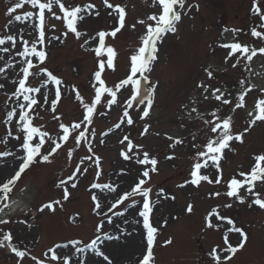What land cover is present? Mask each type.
<instances>
[{"label": "rangeland", "instance_id": "1", "mask_svg": "<svg viewBox=\"0 0 264 264\" xmlns=\"http://www.w3.org/2000/svg\"><path fill=\"white\" fill-rule=\"evenodd\" d=\"M13 0H0V37L8 34L17 35V46L8 53L2 51L3 47H10V42L0 46V68L5 71L0 73V139L6 135L7 125L6 112L17 107L15 98L11 96L18 80L20 57L16 51L21 49L19 35L30 39L35 35L32 31L34 21L15 22L6 27L11 18L7 8L12 5ZM74 4L84 6L93 3L96 8L92 14L87 16L83 22L78 24V30L86 35L77 40L73 34L64 38L61 33L66 30L61 20L55 17H47V37L61 35L64 41L61 43L52 40L46 46L47 60L45 65L54 75L64 81L65 90L62 92L61 100L57 106V115L61 116L63 123L78 122L83 111L79 102L75 99L72 87L75 86L85 101H90L94 96L92 88L93 73L97 67V59L93 52L86 50L94 47L95 40L81 48L85 39H90L100 30L111 31L115 21L108 15L110 11L103 6V0H73ZM112 3L126 4L127 16L126 27L117 34L115 38L108 37L106 42L112 45L117 56L115 58V70L106 69L103 74L108 86H113L119 80L126 77L129 67V57L139 46V37L144 33L143 26L137 24L135 29L131 25L138 19L146 17L157 11L151 6V0H110ZM253 0H185V9L182 18L176 24L177 31L168 33L158 43V59L152 64L150 79L157 84L154 95V102L149 117L140 119L143 105L137 107L133 101V107L129 108L127 99L130 98V88L122 89L118 94V101L109 107L104 99L103 106H98L97 115L91 127L95 128L97 136L90 137L95 155L101 158L102 174L99 179L96 177L97 169L92 161H87L81 167H87L88 171L79 175L75 189L69 188L70 197L63 200L62 188L57 187L61 179L67 177L74 171L79 160L87 155V145L76 148L72 160L67 158V151L72 148L73 141L70 139L64 147L50 158V163H36L22 174L21 179L10 194V201L19 194H24L29 201L28 210L16 214L7 224L0 225V239L2 233L11 232L13 246L20 250L28 249L31 255L43 258V253L55 244H66L69 240H79L90 243L96 235H100L97 247L100 248L110 259L111 264H139L146 252V229L143 227V218L138 215L142 205L129 208L121 217L113 216V222H105L102 233H95V227L100 221L93 212V201L91 195L99 196L104 210L114 202L117 193L109 192L108 189H92L93 183L112 184L118 186V193L122 194L138 180L144 166L138 165L135 159L126 161L120 151L125 147L119 141L124 136H129L134 144L144 145V149L150 155L158 158L157 171L150 173V182L147 186L152 188L151 200L153 212L150 215V222L158 229L154 241V264H214L209 253L214 247H224L223 234L230 225L221 221L217 230L206 227L205 216L213 207L220 206L221 215L231 218L236 226L241 227L247 234L245 247L238 251L227 264H264V209L256 205L249 207L251 196H248L244 203H239L235 198H228L225 195L211 197L209 193L225 191L224 183L220 185L202 182L199 187L191 184L181 188L185 180L190 179L189 173L193 163L195 149L193 143L200 144L207 136L206 126L199 119L196 113L189 115L191 107L195 106L203 112L205 118H211L208 113L219 107L221 114H228L234 118L233 132H242L248 127L250 118L248 111L254 108V102L259 89L264 87V55L257 54L253 61L246 66L243 58L237 67L233 68L239 53L225 62V57L230 49L220 45L228 42H241L250 48L264 47V40L252 37L250 30L256 27L259 31L260 18L252 11ZM31 6L18 10L17 14L23 11H30ZM57 14L58 9L54 7ZM99 12V15L95 13ZM264 12V7H262ZM55 25V28H51ZM239 29L235 36L231 32H224V29ZM205 69L213 70V79H208ZM35 71V69H34ZM31 79V78H30ZM45 77L31 79L33 86L39 87ZM247 80L255 84L251 92L245 97L246 106L231 111L232 106H225L215 101L214 98L203 99L202 89L197 85L201 82L211 85L212 88H221L228 98L234 102L242 91L240 80ZM158 82V83H157ZM247 85H245L246 87ZM48 88L55 89V85L49 84ZM48 88L43 89L45 92ZM39 98V94H36ZM52 93H49V99ZM195 102V103H193ZM127 110L134 123L128 125L121 123L123 112ZM39 113L33 123L36 126H43L42 130L49 131L53 138L59 131L58 122L52 119L53 113L48 105L43 108H36ZM104 112L101 116L99 113ZM121 123L120 128H115ZM150 125L147 135L142 136L141 132L145 125ZM14 135H19L13 127ZM102 133H108L106 136ZM159 133V135H157ZM165 134L181 138L184 143L170 148L171 143ZM195 137V139H193ZM103 140L101 144L99 141ZM20 140L8 139L7 145L0 143V152H10L12 155L0 157V183H3L14 175L18 170L20 160L17 158L23 155L20 149ZM47 144L45 148H47ZM232 151L225 150L224 159L220 161L223 180H228L239 171H248L253 164L254 154L264 152V122L249 129L244 135L243 143L233 142ZM136 151L139 152L137 149ZM173 159H167V156ZM204 174L211 177L217 175L214 167L202 170ZM262 185L258 184L256 190ZM163 190V194H161ZM241 195H246L241 190ZM174 197V199H173ZM137 201L140 197H135ZM60 200L61 205L55 206V211L38 209L45 203ZM159 201V202H157ZM126 201L119 207L120 211L130 204ZM193 205L191 213L186 212L187 205ZM231 204L230 208L223 205ZM114 209L113 211H116ZM1 213V212H0ZM35 215L33 217L32 215ZM112 215V213H109ZM127 221V223H125ZM167 221L166 226L163 222ZM215 222V221H214ZM138 234L135 237V233ZM104 233L119 239H105ZM133 238L138 244L137 248H129V241ZM230 242L235 246L241 239L238 233H229ZM171 243H166L167 241ZM7 242H5L6 244ZM83 244L76 247H83ZM62 253H70L73 261L86 259L87 264H108L102 257H95L91 249H85L84 253L75 252L72 245L68 248L58 250ZM219 251V248H218ZM17 257L14 253L8 255L5 247L0 248V264H17ZM23 264H35L31 257H26Z\"/></svg>", "mask_w": 264, "mask_h": 264}, {"label": "snow or ice", "instance_id": "2", "mask_svg": "<svg viewBox=\"0 0 264 264\" xmlns=\"http://www.w3.org/2000/svg\"><path fill=\"white\" fill-rule=\"evenodd\" d=\"M27 5L31 6L30 11H23V14H17L18 10H23ZM103 6L109 9L108 15L113 18L115 23L112 26L111 31L100 30L95 33L90 39H85L80 45L81 48H85L90 43V40L97 41L94 48L88 49L94 53L97 59V67L93 73L92 88L94 90V96L90 101H85V98L81 95L79 90L73 86L72 91L75 94V99L81 105L83 111L81 113V119L78 122L63 123L61 116L57 115V106L61 100L62 92L65 90L64 81L54 75L47 67H41L45 65L47 60L46 46L50 44L52 40H57L63 43L61 35L67 38L69 34H73L74 37L79 40L86 33L78 30V24L83 22L87 16L92 14V10L96 8L93 3H87L84 6L74 4L73 0H13L12 5L7 8V15L11 17L8 20L6 27L15 22L34 21L32 25V31L35 33L30 39H25L23 35H19V41L21 42V49L16 51V55L21 58L18 63L19 67L18 80L13 83L16 85L11 96L15 98L17 107H13L6 112V120L4 123L7 125L6 135L0 139V143L7 145L8 139L20 140V149L23 151V155L17 157L21 162L18 166V170L15 171L9 179L0 183V212H3L5 208L10 206V194L13 192L15 185L21 179L22 174L26 170L30 169L36 163H50V158L53 157L69 140L73 141V147L67 151V158L72 160L73 154L76 148L83 145H87V151L91 155H87L79 160L76 164L74 171L67 177V179H61L57 187L62 188L63 200L67 201L70 197L69 188L75 189L77 187L76 181L79 175H82L88 171L87 167H81L85 165L87 161H92L95 165L97 172L96 177L99 179L102 174L101 170V158L95 155L92 147L91 138L97 136L95 128L91 127L94 122V117L97 115L98 106H103L104 99L107 97L106 103L109 107L115 105L118 101L117 94L125 88H130V98L127 99V105L129 108L133 107V101L139 99V104L143 105L142 114L140 119L149 117L150 110L154 102L155 89L157 84L153 83L150 79V73L152 71V64L158 59L157 53L158 43L162 42V39L168 33H175L177 31L176 24L181 21L182 12L185 9V0H151V6L156 8L157 11L148 15L146 19H138L135 24L131 25L132 29L136 28L139 24L144 27V33L139 37V46L134 50L133 54L129 57V67L126 77L119 80L118 83L113 86H108L103 74L106 69L115 70V58L117 52L112 45L106 43V38H115L126 27L127 5L122 3H112L110 0H103ZM54 7L58 9L54 11ZM264 0H253L252 11L255 15L259 16L261 24L260 28L264 29ZM99 15V12L95 13ZM52 16L57 20H61L65 26V29L61 35L52 36L50 39L47 37V17ZM51 28H55V25H51ZM239 29L225 28L224 32H231L233 36L238 33ZM252 37L264 40V31L257 30L256 27H252L250 30ZM10 42V47H3L2 51L8 53L11 49H15L17 46V35L8 34L6 37H0V46L6 45ZM223 48L230 49L228 55L225 57V62L228 59L239 53L235 63L232 67L235 68L241 63V59L245 61L246 66L249 65L253 58L257 54L264 55V47L250 48L247 44L241 42H228L220 45ZM35 69V71H34ZM5 71L4 68H0V73ZM208 79H213V70L205 69ZM45 77L41 81L39 87L33 86L31 79L37 77ZM31 78V79H30ZM158 83V82H157ZM242 91L240 92L237 100L228 98L221 88H212L211 85L206 83H199L197 87L202 89L203 99L208 100L214 98L215 101L225 106H232L231 111H235L238 108H244L246 106L245 97L249 92L256 88L255 84L248 82L247 80L239 81ZM49 84L55 85V89L48 88ZM245 85H247L245 87ZM144 87L147 94L140 95L141 87ZM4 85L0 84V88ZM48 88L45 92L43 89ZM260 95L257 96L254 102V108L252 111L247 112V116L250 118L248 127L242 132H233L234 118L228 114H221L219 107L214 108L208 113L211 118H205L203 112H200L197 107H191L189 115L196 113L199 119L206 126L207 136L205 141L200 144L193 143L192 147L195 149L193 156V163L190 169V179L184 181L183 184L178 187H185L188 184L199 187L202 182L208 184L220 185L222 182L225 186V191L209 193L211 197H220L225 195L228 198H235L239 203H244L248 196L253 199L249 204V207L256 205L261 209H264V187L260 190L257 189V185L264 186V152L254 154L252 157L253 164L248 171H239L236 175L231 176L228 180H223V174L220 167V161L224 159L225 150L232 151L231 144L233 142L243 143L244 135L249 129L257 124V122H264V87L259 89ZM49 93H52V98L49 99ZM36 94H39V98ZM195 103V102H193ZM44 105H48L53 113L52 119L58 122L59 131L56 133V138H53L49 131L42 130L43 126L34 125L33 121L36 116L39 115L36 112V108H43ZM101 116L106 113L100 112ZM121 123L132 125L134 123L131 115L127 110L123 112V119ZM121 123H117L115 128H120ZM13 127L19 135H14ZM150 125H145L141 135H147ZM108 133H102L106 136ZM159 135V133H157ZM166 138L171 142L170 148H174L176 145L183 144L184 141L179 137H174L169 134H165ZM195 139V137H193ZM101 144L104 141H99ZM119 143L125 145L120 151L121 157L130 161L135 159L138 165L144 166L138 180L130 187L129 190H125L122 194L118 193L117 187L112 184L93 183L92 189H108L109 192L117 193L114 197V202L107 206V210H104L98 195L93 193L91 200L93 201V212L101 217L100 221L95 227V233L99 234L103 232L105 222L111 224L113 222V216L121 217L128 211L129 208L136 207L137 204L142 205L138 210V215L143 218V227L146 229V252L140 259L139 264H154V241L158 229L150 222V215L153 212V203L151 200L152 188L147 186L150 182V173L156 172L157 165L159 163L158 158L150 155L149 151L144 149V145L134 144L129 136H124ZM47 144V148L45 145ZM139 150L136 151V150ZM12 155L10 152H0V157ZM167 159H173L174 157L169 155ZM210 167H214L217 175L213 178L209 174H204L202 170H206ZM241 190L246 195H241ZM163 194V190H161ZM140 197L137 201L135 197ZM174 199V197H173ZM126 201H131L123 211L119 210L121 205H124ZM159 202V201H157ZM61 205L60 200L51 201L43 204L38 210L44 211L49 209L55 211V206ZM232 205L225 204L223 207L230 208ZM220 206L213 207L209 213L205 216L206 227L217 230L220 228L221 221H226L228 227L223 234L224 247H214L209 255L211 256L214 264H227V261L231 260L238 251L245 247L247 242L246 232L239 226H236L235 222L229 218L221 215L219 210ZM117 209L116 211H113ZM193 211V205L189 203L186 207V212L191 213ZM112 213V215H109ZM215 221V222H214ZM8 220L0 219V225L7 224ZM127 223V221H125ZM167 221L163 222L166 226ZM238 233L241 237L240 241L233 246L229 239V233ZM105 239H119V237L109 236L104 233ZM100 235H96L95 239H92L90 243H84L79 240H69L66 244L57 243L53 247H49L46 252L43 253V258H37L35 255H31L30 250H20L16 246L12 245L13 236L11 232L2 233V239H0V248L9 246L10 251L15 254L17 264H23L26 257H31V260L35 264H87L86 259H77L73 261L70 253H62L58 250L62 248H68L72 245L75 252L84 253L85 249H91L95 255L100 256L103 260L111 264L109 257L97 247V241H100ZM5 242H8L7 245ZM166 243H171L167 241ZM83 244V247H76V245ZM219 248V251H218Z\"/></svg>", "mask_w": 264, "mask_h": 264}, {"label": "bare ground", "instance_id": "3", "mask_svg": "<svg viewBox=\"0 0 264 264\" xmlns=\"http://www.w3.org/2000/svg\"><path fill=\"white\" fill-rule=\"evenodd\" d=\"M143 89L141 87V92H143ZM13 204H11L10 208H8L7 210H5L4 212H2L0 214V219H5V220H9L8 217H11L13 215H15L16 213H20V212H24L28 210V206H29V201L28 198L24 195V194H19L15 197V199L12 200ZM33 217H35V215H32ZM135 233V237L138 236V234L136 233V231L134 230ZM135 241H139L135 238H133L132 240L129 241V248H137L138 244Z\"/></svg>", "mask_w": 264, "mask_h": 264}]
</instances>
